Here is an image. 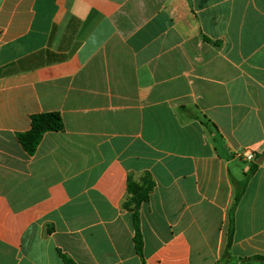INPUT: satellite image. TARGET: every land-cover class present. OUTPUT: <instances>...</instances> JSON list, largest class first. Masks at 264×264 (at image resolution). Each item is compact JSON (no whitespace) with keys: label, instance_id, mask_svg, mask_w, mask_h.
Returning a JSON list of instances; mask_svg holds the SVG:
<instances>
[{"label":"crops","instance_id":"0c3cea01","mask_svg":"<svg viewBox=\"0 0 264 264\" xmlns=\"http://www.w3.org/2000/svg\"><path fill=\"white\" fill-rule=\"evenodd\" d=\"M54 112L29 155L18 135ZM247 152L264 0H0V264H264V161L231 230ZM146 176L141 257L124 204Z\"/></svg>","mask_w":264,"mask_h":264},{"label":"trees","instance_id":"16d2710c","mask_svg":"<svg viewBox=\"0 0 264 264\" xmlns=\"http://www.w3.org/2000/svg\"><path fill=\"white\" fill-rule=\"evenodd\" d=\"M63 129H64V123L59 113L54 112L47 114H37L32 117L30 130L25 133L19 134L18 140L22 145V147L24 148V150L29 155H33L36 152L45 133L58 132V131H62ZM260 157L261 156H257L256 160L252 163L251 169L249 173L246 174L244 180L235 185L236 197L232 208V228H231L232 231H233V212L241 200L242 194L245 191L250 176L254 174L257 168L259 167L256 161ZM153 188H154V182L149 178V176H146L141 184L130 181L128 186V192L130 197L128 198V201L124 204V207L126 209L128 210L133 209L135 211L134 214V226L136 231L135 244H136V251L138 255H140L141 257L143 256L144 242L140 230V219L137 210L140 208L142 203L149 201ZM232 231L230 232V240L232 238L231 237ZM61 257L65 264H76L70 257L64 254H61ZM257 259L264 260V258L261 257Z\"/></svg>","mask_w":264,"mask_h":264},{"label":"built area","instance_id":"2783aa9c","mask_svg":"<svg viewBox=\"0 0 264 264\" xmlns=\"http://www.w3.org/2000/svg\"><path fill=\"white\" fill-rule=\"evenodd\" d=\"M244 157L249 162H254L256 160V157H255V155L252 152L245 153Z\"/></svg>","mask_w":264,"mask_h":264},{"label":"water","instance_id":"95a60500","mask_svg":"<svg viewBox=\"0 0 264 264\" xmlns=\"http://www.w3.org/2000/svg\"><path fill=\"white\" fill-rule=\"evenodd\" d=\"M263 161H264V155H263L261 158H259V159L256 161V163H257L258 165H260V164H262Z\"/></svg>","mask_w":264,"mask_h":264}]
</instances>
